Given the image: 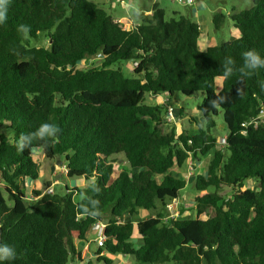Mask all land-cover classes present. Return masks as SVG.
Returning a JSON list of instances; mask_svg holds the SVG:
<instances>
[{"label": "trees", "instance_id": "obj_1", "mask_svg": "<svg viewBox=\"0 0 264 264\" xmlns=\"http://www.w3.org/2000/svg\"><path fill=\"white\" fill-rule=\"evenodd\" d=\"M252 2L231 16L239 38L202 49L201 26L183 15L167 20L159 3L127 30L90 0H9L0 24V126L14 138L0 134V245L13 247L16 259L4 264H69L72 254L80 261L77 243L100 221L105 264L119 255L139 264H264V68L243 79L239 72L244 52L264 56V0ZM226 19L215 14L216 29ZM42 34L50 46H31ZM99 57L100 67L78 68ZM226 58L234 74L223 79ZM121 62L136 64L133 76L113 68ZM161 93L204 95L197 132L162 129V107L146 103ZM219 97L225 102L213 108ZM220 114L223 148L213 134ZM45 122L60 127L58 137L17 151L19 136ZM35 149L83 184L62 195L34 190L32 202L25 190L26 180L40 178ZM119 154L131 171L116 173ZM206 156L194 182L197 216L169 219L160 207L188 184L174 169Z\"/></svg>", "mask_w": 264, "mask_h": 264}, {"label": "rangeland", "instance_id": "obj_2", "mask_svg": "<svg viewBox=\"0 0 264 264\" xmlns=\"http://www.w3.org/2000/svg\"><path fill=\"white\" fill-rule=\"evenodd\" d=\"M97 4L99 7L103 8L114 18L118 19L127 30L133 29L137 26L141 20L139 15L143 14L146 17L151 18L153 13L150 11L154 3H159L160 7L166 12V19L169 20L173 17H178L179 15L186 16L197 22L201 26V48L206 49L211 46L220 45L223 42L232 41L240 37V31L235 26L234 20L231 18L232 15L240 13L244 10L250 9L253 6L252 0H194L193 4L189 5L182 2H175L172 0H155L151 2L150 0H90ZM217 13H222L227 16L224 25L220 30L216 29L214 23V16ZM51 40L47 34H42L38 38H30V45L35 47H49ZM102 65V58L87 59L82 62L78 68L88 69L94 67H100ZM136 67L134 62H121L113 66V68H122L128 76H133V69ZM220 85V81H219ZM169 98L168 103H165V99ZM164 99V100H163ZM204 99L202 93L194 94L191 97L185 96L181 93L176 94L174 97H169L167 94L157 95H147L146 103L150 105H160L162 110L159 112L161 115V127L164 131H170L175 129L177 133H182L188 130L191 133L198 131L199 127L204 124L203 116L199 110V105ZM167 104L175 109L176 119L175 121H169ZM181 108H185V112L181 115ZM264 119V115L262 116ZM217 127L213 134L219 140L218 148H223L225 146L226 136L228 134V129L224 123L223 116L220 114L216 117ZM0 134H5L9 138H14V133L12 130L6 127L0 126ZM34 158L39 164L41 176L39 178L41 189H48V185L54 181L59 183L54 184L52 187L54 192L58 194H64L66 192V187L73 189L75 186H81L83 182L78 179H71L67 176V169L63 165V162L57 159H47L43 156L40 149L34 150ZM211 156L203 157L200 161L195 160L191 157L188 162L184 165L183 169H174V174L182 178L187 179L188 184L184 190L181 192L179 199L169 202L167 207L161 206L160 211H164L169 219H175L181 216V214L189 215L192 217L197 216V212L193 206L194 194L196 193L194 182L196 176L205 169L209 162L211 161ZM62 161H64L62 159ZM114 161L116 173L122 171H131V167L124 154L116 155L112 158ZM193 165V170L190 166ZM56 172V174H54ZM159 181L162 177L158 178ZM29 181V180H28ZM89 183V182H85ZM255 182L252 179L246 181V185L250 188L255 187ZM30 186V185H29ZM2 188V186L0 185ZM31 187V186H30ZM50 187V188H52ZM32 187L26 189V194L30 197L32 193ZM46 189V192L48 191ZM37 190V189H36ZM39 190V189H38ZM77 201L81 200V196H76ZM32 202H36L32 200ZM145 216V214H143ZM201 219L206 220L207 215L203 214L200 216ZM97 235L95 232L91 231L89 237L84 241L81 246L80 242L77 243L78 252L82 256V260H77L72 254L69 264H105L99 262V258L106 256V253L99 252V243L96 240ZM137 243L141 244L140 238L136 237ZM88 245V248H86ZM113 259V264H139L132 257H127L124 255L110 256ZM82 261V262H81Z\"/></svg>", "mask_w": 264, "mask_h": 264}, {"label": "clouds", "instance_id": "obj_3", "mask_svg": "<svg viewBox=\"0 0 264 264\" xmlns=\"http://www.w3.org/2000/svg\"><path fill=\"white\" fill-rule=\"evenodd\" d=\"M8 4L9 0H0V24H4L7 20ZM18 30H23L25 33H28L29 27L22 24L19 26ZM232 65H234V61L231 58H226L223 65V79H228L234 74ZM261 68H264V56L256 50H249L243 53V64L239 67L241 79L250 76ZM237 93H240L239 89ZM225 100V97H219L213 100L211 105L213 108H216L224 103ZM60 131V127L55 123H42L35 131L21 134L15 142V148L17 151L22 152L28 148L34 140L46 141L50 138H56ZM15 259L16 252L13 247L6 244L0 245V264H4L5 261L11 262Z\"/></svg>", "mask_w": 264, "mask_h": 264}, {"label": "built area", "instance_id": "obj_4", "mask_svg": "<svg viewBox=\"0 0 264 264\" xmlns=\"http://www.w3.org/2000/svg\"><path fill=\"white\" fill-rule=\"evenodd\" d=\"M175 2H182V3H186V4H193L194 0H172ZM169 98L165 99V103H168ZM167 111H168V117H169V121H175L176 119V114H175V109L167 104ZM264 115V112L262 113V115L260 116V120H264L262 119V116ZM190 169L193 170V165L190 166ZM47 193L49 194H54V189L49 188ZM105 229H106V223L103 221L98 222L94 227H93V232H95V234L97 235L96 240L99 243V246H103L104 242L106 241V235H105Z\"/></svg>", "mask_w": 264, "mask_h": 264}, {"label": "crops", "instance_id": "obj_5", "mask_svg": "<svg viewBox=\"0 0 264 264\" xmlns=\"http://www.w3.org/2000/svg\"><path fill=\"white\" fill-rule=\"evenodd\" d=\"M117 21H118V19H117ZM158 96V95H157ZM164 100V99H163ZM54 174H56V172L54 173ZM40 176H41V172H40ZM29 180V179H28ZM26 180V186H27V189H29V188H31L32 187V192L34 191V190H38V189H40L42 186H41V184H40V181H39V179L38 180H36V181H32V180ZM57 183H59L58 181H54L53 183H51L50 185H48V189L50 188V187H52L54 184H57ZM31 187H30V186ZM47 189V188H46ZM46 189H44V192H46ZM47 189V190H48ZM43 190V189H42ZM30 198L32 199V200H34V201H37V197L34 195V194H32L31 196H30ZM83 243H84V241L83 242H80V244H81V246L83 245ZM78 248V247H77ZM86 248H88V245H87V247Z\"/></svg>", "mask_w": 264, "mask_h": 264}]
</instances>
